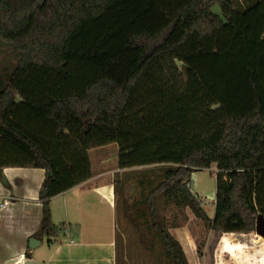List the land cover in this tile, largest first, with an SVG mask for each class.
<instances>
[{
	"label": "trees",
	"instance_id": "trees-1",
	"mask_svg": "<svg viewBox=\"0 0 264 264\" xmlns=\"http://www.w3.org/2000/svg\"><path fill=\"white\" fill-rule=\"evenodd\" d=\"M0 40L17 59L0 73V179L7 184L9 166L46 170L38 236L66 230L52 220L51 199L90 179L89 151L112 143L119 168L152 166L118 173L116 188L153 258L190 264L170 231L189 221L188 209L214 234L210 264L219 241L236 250L234 233L256 231L264 0H0ZM213 164L211 217L190 182ZM132 179L138 192L128 198ZM71 232L79 239L80 226Z\"/></svg>",
	"mask_w": 264,
	"mask_h": 264
},
{
	"label": "crops",
	"instance_id": "crops-1",
	"mask_svg": "<svg viewBox=\"0 0 264 264\" xmlns=\"http://www.w3.org/2000/svg\"><path fill=\"white\" fill-rule=\"evenodd\" d=\"M89 154L93 176L50 201L54 224L66 226V230L51 241L47 236L37 235L44 211L40 192L46 170L4 168L7 184L0 179V264H120V192L116 188V178L118 173L124 175L129 168H119V146L116 143L93 148ZM191 220L189 216L186 225ZM76 225L80 226L79 239H75L71 232V227ZM175 236L192 264L185 244L193 241L188 234L182 238ZM32 239L36 241L32 242ZM215 257L216 264H227L231 259L221 242Z\"/></svg>",
	"mask_w": 264,
	"mask_h": 264
},
{
	"label": "rangeland",
	"instance_id": "rangeland-1",
	"mask_svg": "<svg viewBox=\"0 0 264 264\" xmlns=\"http://www.w3.org/2000/svg\"><path fill=\"white\" fill-rule=\"evenodd\" d=\"M213 10L222 15V10L219 4L213 6ZM17 64L13 46L4 40H0V73L6 69L14 68ZM152 167V166H148ZM148 167H135L125 170L124 175L131 174L132 176L143 172V169ZM218 169L215 164L210 168H204L196 171L194 177L190 182L191 189L198 194L202 200L204 207L207 209L210 215L215 213V198H216V179ZM153 174V172H149ZM127 185L126 195L129 198L130 194L136 195L138 190L136 189L135 180ZM123 194V189H122ZM123 196V195H122ZM121 198V197H120ZM124 199V196L122 197ZM121 204V199H119ZM123 203V201H122ZM120 224V236H119V257L120 264H163L157 259L149 255V252H145L144 246L140 245L138 239L139 235L136 233V229L128 221L125 215V210L119 211ZM184 213V212H183ZM189 216L192 217L189 225H183L176 228H171L175 235L184 237L188 234L191 244H185L188 249V254L192 264H210L209 247L214 241V234L210 231L204 223L196 219L194 214L189 210ZM168 218L172 219V215H167ZM167 218V220H168ZM169 221V220H168ZM179 221L182 223V216H179ZM187 226V227H186ZM146 236V235H145ZM236 242H239L238 250H231L229 246L227 249L230 253L231 259L225 261L227 264H264V237L256 233H234L233 234ZM146 237H144L145 239ZM151 241L150 239H146ZM220 242V241H219ZM184 243H187L184 241ZM150 247L149 242L143 244ZM219 246V243L218 245ZM192 248V250L190 249ZM217 248V247H216ZM225 249V248H224ZM222 248V251H224ZM194 253V254H192ZM216 253V250H215ZM224 263V262H223ZM216 264V260H215Z\"/></svg>",
	"mask_w": 264,
	"mask_h": 264
},
{
	"label": "water",
	"instance_id": "water-1",
	"mask_svg": "<svg viewBox=\"0 0 264 264\" xmlns=\"http://www.w3.org/2000/svg\"><path fill=\"white\" fill-rule=\"evenodd\" d=\"M256 233L264 237V215L259 214L256 224ZM36 239H32V242H35Z\"/></svg>",
	"mask_w": 264,
	"mask_h": 264
}]
</instances>
